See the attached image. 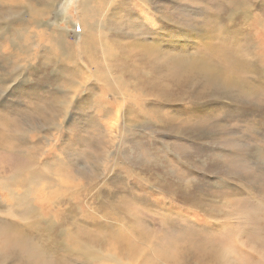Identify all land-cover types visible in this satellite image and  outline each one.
I'll use <instances>...</instances> for the list:
<instances>
[{"label":"rangeland","instance_id":"1","mask_svg":"<svg viewBox=\"0 0 264 264\" xmlns=\"http://www.w3.org/2000/svg\"><path fill=\"white\" fill-rule=\"evenodd\" d=\"M103 1L84 48L81 0H0V228L66 264H101L73 244L103 264L110 247L122 264H264V0Z\"/></svg>","mask_w":264,"mask_h":264},{"label":"bare ground","instance_id":"2","mask_svg":"<svg viewBox=\"0 0 264 264\" xmlns=\"http://www.w3.org/2000/svg\"><path fill=\"white\" fill-rule=\"evenodd\" d=\"M236 1H239V0H236ZM99 2H100V0H81V3H80V9H81V11H80L79 15H80V19H81V21H80L81 27L83 28V31H84V41H83L84 48L88 44H90V43L93 44L94 43V40H95L94 39L95 36H93L94 35L93 34L94 33V30H97L98 31V22L95 19V16H96V12L98 11L96 5H98ZM103 2L105 3L106 1L104 0ZM142 3H144V2H142ZM236 4H239V3L237 2ZM116 6H118V4H116ZM143 6L144 7H147L146 4H143ZM47 12H48V10H47ZM47 12L46 11H42L40 13V15H41L40 18L43 20V24H42V27H43L42 35L43 34H45V35H51V34H54L55 35L56 34L57 35V36L55 35L56 37L53 36L54 39H55V41L57 42L55 44H58V46L61 48V50L66 51V48H67V45L68 44H67V39H66V36L67 35L65 33V29L60 28L58 26L51 25V24H49V22H46L45 17H47V15H48ZM61 13H60L59 17L61 16ZM60 20H61V17H60ZM170 33H171V31H170ZM87 34H88V36H87ZM219 46H222V48H225L226 47L225 50H227V51H229V49H230V48H227V46H225V45H219ZM93 47H94V44H93ZM90 48H91V46L89 47V49ZM157 49H159L157 47V44L155 42H153L152 48L149 49L150 52H155V51H157ZM86 51H88V50H86ZM106 52H109V51H106ZM147 52H149V51H147ZM171 53H174V51H171ZM94 54H97V53H94ZM171 58H172V60H171ZM174 61H175V59L173 58V56H170V62H172V63H170L171 69H172V66H173L172 64L174 63ZM184 65H186V63ZM188 67H189V70L190 69L192 70L194 68H198V69H194L192 71L206 72V68L205 67H207V65H205L204 62L193 61V63L190 62L188 64ZM0 68H1V66H0ZM155 80H157V79L155 78ZM1 82H4V81L0 77V94H2L1 96H3V94L7 91V89H4L3 90L1 88ZM121 83L122 84H125L123 82H121ZM121 83H120L121 86L126 87L128 89V85H122ZM160 92L162 93V89L157 88V93H160ZM1 146H3V145L1 144ZM3 149H4V147H3ZM41 178H42V174L40 172H36V180L37 179H41ZM33 179H35V178H33ZM30 180H32V179H30ZM75 232H76V229H75ZM67 234H68L67 237L68 238H71L74 243H79V244H82L83 243V244H86L87 246H90L91 244H93L92 241H94V240H92V238H93V235L92 234H88V236H87L88 238L87 239L89 241H87V242H83L84 239H82V236L79 233H78V235H76L74 233L75 234L74 237L72 236L73 234L70 231H67ZM64 235H65V233H64ZM122 235H123L124 239L127 242L126 248L130 251V249L132 247H134V245L131 243V239L129 238V236L126 233H124ZM97 236L99 237L98 234H97ZM111 237H112V240L113 239L115 240V237L116 236H115V233L114 232H111ZM103 239H104V237H103ZM106 239H109L110 240V237L105 238V240ZM124 239L119 238L118 240L124 241ZM0 242H1L0 243V260H9L12 257H15L18 260H20V261H18L19 264H33V263L41 264L42 263V260L44 261L46 257H51L52 258V256H53L52 259L54 260V263L56 264L57 262H59V258L58 257L60 256V262L62 264H66V263L63 262V261H66V259H64V256L61 255V254L68 253L67 252V248H66V250L64 252L57 251V250H51L50 252H48L46 250V248H43L40 243L35 242L34 240L30 239L27 235H23L22 236L21 233H20V231H16L15 233H12L10 226H8L6 228H0ZM79 246H76L75 244H73L72 246H70L68 248V251H74L75 252V255L77 257H78V255H82L83 256L82 257V260L85 261V262L92 261V262H97V263L103 264V262L101 261V257H99V256H94L93 257V255L91 254V252H82L81 251L82 248H80ZM126 248L124 247L125 251H126ZM110 249H113L115 251V253L112 254L113 256H110L111 262L112 263H116V264H122V262L118 258H116L114 256V255H118L119 249H116L115 247H110ZM179 253H181V252H179ZM103 258H106V257H103ZM123 261L126 262L125 264H155V262H150L149 263L148 260H146V259H144L142 261H138V260H134V258H131V259L128 258V260L126 258V259H123Z\"/></svg>","mask_w":264,"mask_h":264},{"label":"snow or ice","instance_id":"3","mask_svg":"<svg viewBox=\"0 0 264 264\" xmlns=\"http://www.w3.org/2000/svg\"><path fill=\"white\" fill-rule=\"evenodd\" d=\"M260 11H264V8H261ZM175 113L178 115H182V116H188V115H192V116H197L199 115V109H197L196 107H186V106H181L178 107L176 109H174Z\"/></svg>","mask_w":264,"mask_h":264}]
</instances>
